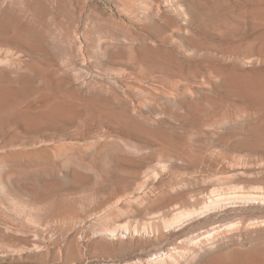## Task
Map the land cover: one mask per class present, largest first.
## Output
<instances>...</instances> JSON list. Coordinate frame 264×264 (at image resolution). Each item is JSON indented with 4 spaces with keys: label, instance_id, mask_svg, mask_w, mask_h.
<instances>
[{
    "label": "rangeland",
    "instance_id": "1",
    "mask_svg": "<svg viewBox=\"0 0 264 264\" xmlns=\"http://www.w3.org/2000/svg\"><path fill=\"white\" fill-rule=\"evenodd\" d=\"M0 264H264V0H0Z\"/></svg>",
    "mask_w": 264,
    "mask_h": 264
},
{
    "label": "bare ground",
    "instance_id": "2",
    "mask_svg": "<svg viewBox=\"0 0 264 264\" xmlns=\"http://www.w3.org/2000/svg\"><path fill=\"white\" fill-rule=\"evenodd\" d=\"M247 197V196H246ZM249 198V197H248ZM242 199V198H241ZM211 204V203H210ZM188 212V211H187ZM186 212V214H187V216H190V214L189 213H187ZM166 226V225H165ZM171 226V225H170ZM123 232H128L127 230H123ZM135 232V231H134ZM136 233V232H135ZM110 234V233H109ZM210 239V238H209Z\"/></svg>",
    "mask_w": 264,
    "mask_h": 264
}]
</instances>
